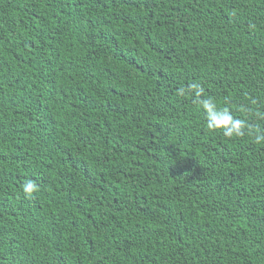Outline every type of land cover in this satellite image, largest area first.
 Segmentation results:
<instances>
[{"label":"trees","instance_id":"obj_1","mask_svg":"<svg viewBox=\"0 0 264 264\" xmlns=\"http://www.w3.org/2000/svg\"><path fill=\"white\" fill-rule=\"evenodd\" d=\"M192 83L264 129V0H0V264H264V144Z\"/></svg>","mask_w":264,"mask_h":264},{"label":"clouds","instance_id":"obj_2","mask_svg":"<svg viewBox=\"0 0 264 264\" xmlns=\"http://www.w3.org/2000/svg\"><path fill=\"white\" fill-rule=\"evenodd\" d=\"M178 94L180 96L192 95L193 102L200 105L209 131L222 132L227 138L240 137L246 131H250L255 143L264 144V129L254 128L246 120L235 116L229 108L218 106L214 98H205L204 88L199 83L189 84L187 88L181 87L178 89ZM21 191L25 196L30 197L38 191V185L34 180L27 179Z\"/></svg>","mask_w":264,"mask_h":264}]
</instances>
